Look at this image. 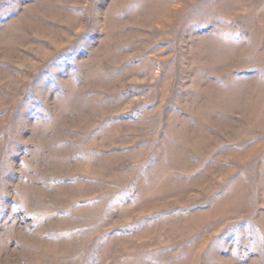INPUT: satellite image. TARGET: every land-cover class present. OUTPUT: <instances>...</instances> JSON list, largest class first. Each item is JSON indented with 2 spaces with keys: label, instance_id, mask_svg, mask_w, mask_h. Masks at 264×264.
<instances>
[{
  "label": "rangeland",
  "instance_id": "rangeland-1",
  "mask_svg": "<svg viewBox=\"0 0 264 264\" xmlns=\"http://www.w3.org/2000/svg\"><path fill=\"white\" fill-rule=\"evenodd\" d=\"M0 264H264V0H0Z\"/></svg>",
  "mask_w": 264,
  "mask_h": 264
}]
</instances>
